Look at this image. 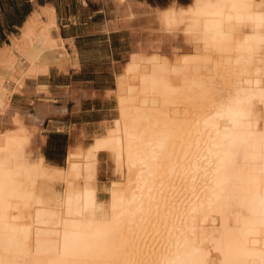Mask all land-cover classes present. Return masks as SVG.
<instances>
[{"label": "bare ground", "instance_id": "bare-ground-1", "mask_svg": "<svg viewBox=\"0 0 264 264\" xmlns=\"http://www.w3.org/2000/svg\"><path fill=\"white\" fill-rule=\"evenodd\" d=\"M113 4L102 30L131 39L110 121L82 128L63 165L40 149L66 112L44 78L81 53L53 7L0 47V261L264 264V0Z\"/></svg>", "mask_w": 264, "mask_h": 264}, {"label": "rangeland", "instance_id": "rangeland-1", "mask_svg": "<svg viewBox=\"0 0 264 264\" xmlns=\"http://www.w3.org/2000/svg\"><path fill=\"white\" fill-rule=\"evenodd\" d=\"M145 1L151 6L164 7L172 0ZM175 1L181 5L185 1L189 2L190 0ZM83 5L86 6L83 16L85 18L84 26L86 25L87 27V33L77 40V44L74 43V45L82 55L81 66L84 68L80 73L72 76V82L77 87H92L99 91L106 89V92L107 90H111L113 85L112 73L125 61V57L130 51L129 40L131 38L124 36V29H110L108 32L102 30L108 20L112 21L115 18L114 14H112L114 8L113 0H88ZM80 6V3H72L71 12L78 16ZM135 13L138 12L135 11ZM139 20H141V23L142 19ZM146 22L147 20H144L141 25ZM91 25H94V27H90ZM71 30L74 33L76 28L72 27ZM141 38H144V41L141 39V44L143 43L144 48H149L157 43L156 37H153L152 34L150 36V33H147L146 38L143 35ZM59 83L62 84L63 82ZM33 100L40 102L39 104L42 105L46 102L42 95ZM49 100L57 103V105L65 106L66 112L64 114H55L44 121L40 128V133L44 136V142L40 145V149L45 159L46 157L53 158V162L63 165L67 146L73 144L75 139L78 140L82 128L92 127V125H97L102 121L108 122L110 118L101 112L102 105L97 101L93 103L89 101L84 106L82 112L79 113V111H74V106L73 108L70 107L69 103L53 100L52 97H49ZM106 101L108 99H105L103 106L105 110H109L110 105L108 106ZM93 105L96 107L95 111H92Z\"/></svg>", "mask_w": 264, "mask_h": 264}, {"label": "crops", "instance_id": "crops-1", "mask_svg": "<svg viewBox=\"0 0 264 264\" xmlns=\"http://www.w3.org/2000/svg\"><path fill=\"white\" fill-rule=\"evenodd\" d=\"M134 1L149 4L145 0ZM74 2L81 4L78 16L71 12V4ZM87 2L88 0H0V47L3 45H9L11 37H18L20 35V29L26 20L35 11L44 7H53L55 10L60 27L58 32L59 37L64 40L72 39L73 44H77V40L81 39L82 36L87 33V27L86 25L84 26L85 18L83 16L86 9V6L83 4H86ZM139 9V7L134 6V10L136 12L142 11ZM72 27L76 28L74 33L71 30ZM68 50L70 49L68 48ZM83 68V66H80L78 69L71 71V74L50 71V73L44 78L49 85L51 84L53 86V89L49 88V90H51V95L49 96L52 97L53 100L69 103V106L73 108V98L78 97L82 89L85 91L89 89V91L91 90L92 92V96L90 93L88 97H85L82 102H80L79 109L77 111L81 113L84 106L88 104L89 101L90 103L97 101L102 105L101 112H104L105 108L103 103L106 98L104 94L106 89L99 91L92 87L84 88L82 86L77 87L73 85L72 76L80 73ZM59 82L63 83L60 84ZM95 108L96 107L93 105L92 111H95Z\"/></svg>", "mask_w": 264, "mask_h": 264}, {"label": "trees", "instance_id": "trees-1", "mask_svg": "<svg viewBox=\"0 0 264 264\" xmlns=\"http://www.w3.org/2000/svg\"><path fill=\"white\" fill-rule=\"evenodd\" d=\"M187 3H188V1H185V2L182 3L181 5H186ZM46 160H47V161H53L54 159H53V158L46 157Z\"/></svg>", "mask_w": 264, "mask_h": 264}, {"label": "snow or ice", "instance_id": "snow-or-ice-1", "mask_svg": "<svg viewBox=\"0 0 264 264\" xmlns=\"http://www.w3.org/2000/svg\"><path fill=\"white\" fill-rule=\"evenodd\" d=\"M0 264H4V262L3 261H0Z\"/></svg>", "mask_w": 264, "mask_h": 264}]
</instances>
